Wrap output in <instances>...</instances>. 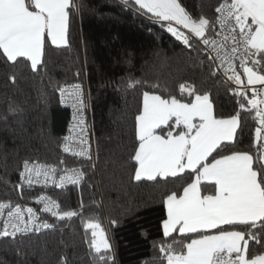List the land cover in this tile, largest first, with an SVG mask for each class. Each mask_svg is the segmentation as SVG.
Returning a JSON list of instances; mask_svg holds the SVG:
<instances>
[{
	"label": "trees",
	"instance_id": "1",
	"mask_svg": "<svg viewBox=\"0 0 264 264\" xmlns=\"http://www.w3.org/2000/svg\"><path fill=\"white\" fill-rule=\"evenodd\" d=\"M75 2L78 11L70 16L67 44L57 47L46 39L36 71L30 61L12 64L0 56V202L26 204L46 192L61 210L79 209L80 215L52 219L53 226L40 233L0 237V264H101L90 247V219L100 223L112 245L110 264H166L158 250L167 218L163 201L173 191L182 194L191 176L186 172L175 179L134 180L135 117L142 110L143 92L186 101L192 97L181 93L185 84L209 93L218 118L239 115L232 150L255 155L254 112L239 109L231 87L213 74L203 52L186 48L150 16L119 0ZM220 2L181 0L194 18L209 19L217 15ZM134 81L139 83L130 86ZM84 83L93 112L96 168L60 150L70 113L59 87ZM25 160L79 168L85 177L63 189L20 188Z\"/></svg>",
	"mask_w": 264,
	"mask_h": 264
},
{
	"label": "snow or ice",
	"instance_id": "2",
	"mask_svg": "<svg viewBox=\"0 0 264 264\" xmlns=\"http://www.w3.org/2000/svg\"><path fill=\"white\" fill-rule=\"evenodd\" d=\"M122 2L138 13L150 14V19L186 48L196 46L203 52L215 65L213 74L219 72L236 85L239 109L254 112L258 124L255 155L232 150L239 115L218 118L209 93H198L194 86L185 84L180 85L181 93L192 97L186 101L143 92L142 110L135 117L138 145L132 159L138 167L134 180L175 179L186 172L191 176L182 194L173 191L163 201L167 218L163 221L164 240L158 246L162 258L166 264H264V0H221L214 9V19L203 15L194 18L181 0ZM75 11V0H0V56L12 64L30 61L36 71L43 63L46 39L57 47L67 44L68 23ZM237 62L242 72L237 71ZM59 93L76 113L74 127L86 134L82 86L65 85L59 87ZM69 132L63 151L91 160L87 148L72 150L71 128ZM77 143L87 144L86 135ZM83 176L79 168L25 160L22 183L17 187L43 181L44 187L51 183L64 188L80 183ZM36 203L60 220L80 215L79 209L61 210L46 194ZM0 222V237L13 239L18 233L53 226L41 221L32 207L11 202H0ZM86 228L92 230L90 247L98 260L110 264L114 260L112 245L100 223L90 219Z\"/></svg>",
	"mask_w": 264,
	"mask_h": 264
},
{
	"label": "built area",
	"instance_id": "3",
	"mask_svg": "<svg viewBox=\"0 0 264 264\" xmlns=\"http://www.w3.org/2000/svg\"><path fill=\"white\" fill-rule=\"evenodd\" d=\"M157 23L160 24L159 22H157ZM238 65H239V62H237V71L242 72V69H240ZM213 66H214V70H215V65H213ZM217 74L231 87V89H232L231 92L234 95V90L236 89V85H234L231 81H229L226 76L220 74L219 72ZM80 85L82 86L83 94H84L85 107L83 109V114H84V119H85V122H86L87 131H86V134H81L80 131H79V128L74 127L73 116L76 115V113L74 112V109L72 108L70 103L65 102V100H63L61 98V102H62L63 107L66 108L69 111V113H70V121H69V124H68V127H67V131H66L64 137L70 135L69 129L71 128L72 129L71 135L73 137L72 150L76 151V150H79L80 148H87L89 153L92 156V159L88 160L86 157L74 156V155H72L70 153L64 152L63 151L64 137H63V140H62L61 145H60V150L65 155L76 157V158H78L80 160H85L87 162H91L93 164L94 168H96V166H97V146H96V137H95V131H94L93 112H92L90 93H89V89H88L87 83L80 84ZM257 87H260V86L257 85ZM236 97H237V100L240 99L238 96H236ZM249 97H251V93H249ZM82 135H86L87 144H79V143H77V141L81 138ZM44 164H48V163H44ZM49 165H55V164H49ZM56 166H58V165H56ZM58 168H61V167L58 166ZM80 170L83 171L82 169H80ZM58 175H59V172H58ZM84 177H85V173H84L83 179L80 181V183L84 180ZM21 183H22V181H21V177H20L19 185ZM80 183L75 184V185H79ZM75 185L69 184V185H66L65 187L75 186ZM22 188L63 189V188L54 187V186L51 185V183H49V185L47 187H44L43 181H41V184H39V185H33L32 187H28L27 185H24ZM44 194H46L47 196L51 197V199L54 200V198L50 194H48L46 192H43V193H40L39 195L35 196L34 198H32L29 201V203H26V204L18 203V204L21 205L24 208L32 207L34 209V211H36L37 215L40 216V220L41 221H45L48 224H51V220L55 219L57 217L53 216L51 213L44 212L43 211V206L41 204L36 203V201L39 199L40 195H44ZM25 218L27 219V217H25ZM0 227H2V222H0ZM47 229H50V228H42L39 231H32V232H29L27 234L40 233V232H43V231H45ZM18 235H26V234L18 233L16 236H18Z\"/></svg>",
	"mask_w": 264,
	"mask_h": 264
},
{
	"label": "water",
	"instance_id": "4",
	"mask_svg": "<svg viewBox=\"0 0 264 264\" xmlns=\"http://www.w3.org/2000/svg\"><path fill=\"white\" fill-rule=\"evenodd\" d=\"M120 2H122V0H119ZM123 3V2H122ZM148 16H150V14L148 15Z\"/></svg>",
	"mask_w": 264,
	"mask_h": 264
},
{
	"label": "crops",
	"instance_id": "5",
	"mask_svg": "<svg viewBox=\"0 0 264 264\" xmlns=\"http://www.w3.org/2000/svg\"><path fill=\"white\" fill-rule=\"evenodd\" d=\"M69 24V23H68ZM67 32H68V30H67ZM66 39H67V36H66ZM62 46H64V45H62Z\"/></svg>",
	"mask_w": 264,
	"mask_h": 264
},
{
	"label": "rangeland",
	"instance_id": "6",
	"mask_svg": "<svg viewBox=\"0 0 264 264\" xmlns=\"http://www.w3.org/2000/svg\"><path fill=\"white\" fill-rule=\"evenodd\" d=\"M245 81H246V79H245Z\"/></svg>",
	"mask_w": 264,
	"mask_h": 264
}]
</instances>
